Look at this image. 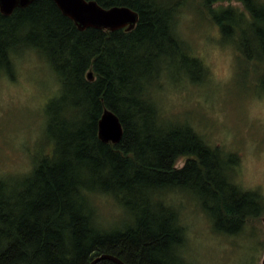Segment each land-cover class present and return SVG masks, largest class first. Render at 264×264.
<instances>
[{
	"label": "trees",
	"instance_id": "1",
	"mask_svg": "<svg viewBox=\"0 0 264 264\" xmlns=\"http://www.w3.org/2000/svg\"><path fill=\"white\" fill-rule=\"evenodd\" d=\"M94 1L131 8L139 14L136 28L81 31L53 0H37L11 16L0 11V69L12 68L13 52L31 48L49 59L62 83L59 101L48 109L53 157L41 160L20 184L0 181V264H90L102 254L125 264H169L174 216L157 202V192L196 190L205 208L212 203L218 226L230 231L250 206L251 197L227 183L220 150L187 126H157L155 107L143 98L142 81L162 58L191 78L204 71L174 35L173 10L153 7L152 0ZM250 6L255 23L249 32L230 12L212 17L225 37L239 32L248 59L257 46L264 54V11ZM105 109L123 124L119 144L98 137ZM181 157L191 159L177 169ZM95 193L113 196L135 222L121 230L100 229L88 199Z\"/></svg>",
	"mask_w": 264,
	"mask_h": 264
},
{
	"label": "clouds",
	"instance_id": "2",
	"mask_svg": "<svg viewBox=\"0 0 264 264\" xmlns=\"http://www.w3.org/2000/svg\"><path fill=\"white\" fill-rule=\"evenodd\" d=\"M153 7L168 9L169 0H152ZM183 0L170 17L172 23L182 25L185 31H193L201 12L209 18L230 12L247 30L255 23L251 6L264 11V0ZM187 18V19H185ZM198 47L205 50L208 44L215 45L209 66L213 78L230 84L237 74L238 39L235 35L225 41L219 23L209 26ZM207 55V52H206ZM36 71L40 79L34 91L48 89V70L41 66ZM171 80V69L164 58L157 64L152 77L142 81L143 98L155 107L156 123L160 126L176 115L182 107L180 93L166 88ZM22 103V101H17ZM17 144L9 151L15 150ZM238 145V147H237ZM220 159L228 165L224 169L227 183L239 192L251 197L250 206L241 210L234 231L218 226V221L204 207L201 195L191 188H171L157 202L169 209L174 216L171 231L174 238L169 241L167 258L169 264H264V100L247 107L245 123L231 140L216 146ZM233 157H236L233 160ZM29 168V172H31ZM7 175V172L3 173ZM28 173H25L27 175ZM135 222V215L125 206L113 213L110 223L123 227Z\"/></svg>",
	"mask_w": 264,
	"mask_h": 264
},
{
	"label": "rangeland",
	"instance_id": "3",
	"mask_svg": "<svg viewBox=\"0 0 264 264\" xmlns=\"http://www.w3.org/2000/svg\"><path fill=\"white\" fill-rule=\"evenodd\" d=\"M182 3L183 0H169L168 8L174 11ZM200 5L204 8L205 0H200ZM214 23L203 12L193 31H185L182 25L172 23L174 35L187 48L190 56L201 61L204 71L195 79L186 71L174 72L170 68L171 80L166 85L167 90L180 93L186 99L182 100V107L177 114L162 125L187 126L207 146L218 149L217 145L229 142L234 133L243 126L247 107L264 100V54L257 46L253 48L254 58L248 59L242 50L237 32L234 34L238 39L236 77L227 85L219 78H213L209 66L215 45L208 44L206 51L201 50L198 45L203 41L198 37ZM249 29L250 26L245 31L249 32ZM232 37H225V41ZM11 61L12 68L9 71L0 69V181L17 185L23 178L33 174L41 160L53 157L55 144L49 132L48 109L59 101L62 83L49 59L37 50L22 48L11 54ZM41 66L48 70L49 90L34 91L36 81L40 79L36 69ZM18 100L22 103H18ZM17 142L19 144L15 150L9 151ZM190 159L179 158L175 167L183 168ZM29 168L32 169L31 172L28 171ZM4 172L8 174L4 175ZM168 190L157 192L156 200L163 198ZM88 199L100 229L121 230L128 225H111L113 213L119 211L121 206L113 196L95 193Z\"/></svg>",
	"mask_w": 264,
	"mask_h": 264
},
{
	"label": "water",
	"instance_id": "4",
	"mask_svg": "<svg viewBox=\"0 0 264 264\" xmlns=\"http://www.w3.org/2000/svg\"><path fill=\"white\" fill-rule=\"evenodd\" d=\"M37 0H0V11L4 16H11L16 9H25ZM62 14L72 20L79 30L93 28L116 32L133 31L138 22L139 14L126 6L104 8L94 0H53ZM93 81V73L87 75ZM124 136V127L119 117L111 110L105 109L98 124V137L103 143L119 144ZM104 260L116 264H125L119 258L102 254L96 256L90 264H98Z\"/></svg>",
	"mask_w": 264,
	"mask_h": 264
}]
</instances>
